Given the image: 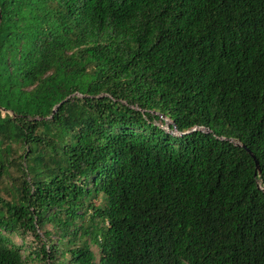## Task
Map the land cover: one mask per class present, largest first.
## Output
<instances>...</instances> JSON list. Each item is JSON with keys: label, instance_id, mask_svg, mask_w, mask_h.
I'll list each match as a JSON object with an SVG mask.
<instances>
[{"label": "trees", "instance_id": "trees-1", "mask_svg": "<svg viewBox=\"0 0 264 264\" xmlns=\"http://www.w3.org/2000/svg\"><path fill=\"white\" fill-rule=\"evenodd\" d=\"M42 260L264 264V0H0V264Z\"/></svg>", "mask_w": 264, "mask_h": 264}, {"label": "rangeland", "instance_id": "rangeland-1", "mask_svg": "<svg viewBox=\"0 0 264 264\" xmlns=\"http://www.w3.org/2000/svg\"><path fill=\"white\" fill-rule=\"evenodd\" d=\"M163 123L162 121H157L155 122V124L157 126H159L160 128L164 129L166 132H171V130L168 128V126H170L172 124V121L169 118H163ZM173 134H177L176 132H172ZM20 172L16 170V168H12L9 171V178H6L3 182V188H10L11 183L14 185H17L18 183L15 182L19 177H20ZM8 194V192H6ZM4 194L6 198H8L6 195ZM45 232L50 233L49 235H45ZM40 239L42 240V242L44 244H46V246H49L51 243V245H56V248H59V245H57V234L55 232H53V225L51 223H46L43 228L41 230H39L38 232ZM15 241L18 245L23 244V247L27 249V247L30 245L31 250H36L40 247V244L37 240H35L34 237L29 236L27 238V240L25 242H22V239H20L19 237L15 236ZM83 240H80L79 243H81ZM69 248V247H68ZM61 249H63V247H61ZM67 249V247H66ZM91 249L94 250V247L92 246ZM65 258L67 259L68 256H65ZM34 264H48L45 263L43 260L41 262L38 263H34Z\"/></svg>", "mask_w": 264, "mask_h": 264}, {"label": "water", "instance_id": "water-1", "mask_svg": "<svg viewBox=\"0 0 264 264\" xmlns=\"http://www.w3.org/2000/svg\"><path fill=\"white\" fill-rule=\"evenodd\" d=\"M247 152H248V153L251 155V157L254 159L255 164H256V168L258 169V163L256 162L255 157L253 156V154H252L250 151L247 150Z\"/></svg>", "mask_w": 264, "mask_h": 264}, {"label": "built area", "instance_id": "built-area-1", "mask_svg": "<svg viewBox=\"0 0 264 264\" xmlns=\"http://www.w3.org/2000/svg\"><path fill=\"white\" fill-rule=\"evenodd\" d=\"M199 130H201V131H204V132H206L207 130H205L204 128H199Z\"/></svg>", "mask_w": 264, "mask_h": 264}]
</instances>
